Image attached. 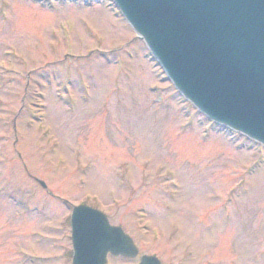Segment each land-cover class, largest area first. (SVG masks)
<instances>
[{"label":"rangeland","instance_id":"rangeland-1","mask_svg":"<svg viewBox=\"0 0 264 264\" xmlns=\"http://www.w3.org/2000/svg\"><path fill=\"white\" fill-rule=\"evenodd\" d=\"M79 205L137 248L107 264H264V148L182 99L110 0H0V264H71Z\"/></svg>","mask_w":264,"mask_h":264},{"label":"water","instance_id":"water-1","mask_svg":"<svg viewBox=\"0 0 264 264\" xmlns=\"http://www.w3.org/2000/svg\"><path fill=\"white\" fill-rule=\"evenodd\" d=\"M110 1L186 102L264 148V0ZM70 241L71 264L138 255L120 227L87 206L72 208ZM138 264L160 262L141 256Z\"/></svg>","mask_w":264,"mask_h":264}]
</instances>
